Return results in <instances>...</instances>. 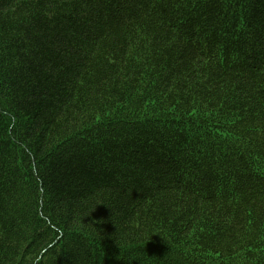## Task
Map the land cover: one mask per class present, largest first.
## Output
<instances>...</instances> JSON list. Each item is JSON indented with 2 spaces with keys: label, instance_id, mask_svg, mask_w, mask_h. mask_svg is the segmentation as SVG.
Instances as JSON below:
<instances>
[{
  "label": "trees",
  "instance_id": "obj_1",
  "mask_svg": "<svg viewBox=\"0 0 264 264\" xmlns=\"http://www.w3.org/2000/svg\"><path fill=\"white\" fill-rule=\"evenodd\" d=\"M0 264H264V0H0Z\"/></svg>",
  "mask_w": 264,
  "mask_h": 264
}]
</instances>
